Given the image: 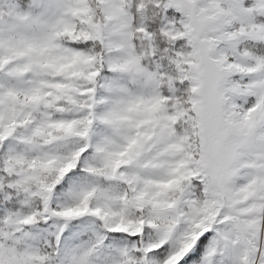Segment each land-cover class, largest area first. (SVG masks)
<instances>
[{"label": "snow or ice", "instance_id": "1", "mask_svg": "<svg viewBox=\"0 0 264 264\" xmlns=\"http://www.w3.org/2000/svg\"><path fill=\"white\" fill-rule=\"evenodd\" d=\"M0 264H264V0H0Z\"/></svg>", "mask_w": 264, "mask_h": 264}]
</instances>
